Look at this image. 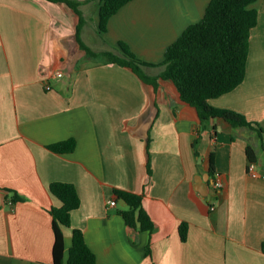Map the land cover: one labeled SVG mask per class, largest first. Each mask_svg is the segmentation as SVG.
Masks as SVG:
<instances>
[{
    "label": "crops",
    "instance_id": "0c3cea01",
    "mask_svg": "<svg viewBox=\"0 0 264 264\" xmlns=\"http://www.w3.org/2000/svg\"><path fill=\"white\" fill-rule=\"evenodd\" d=\"M75 1L81 40L95 52L123 41L158 63L209 0H129L102 33L96 0ZM251 6L245 77L209 104L264 126V0ZM79 18L63 2L0 0V264H53L54 181L80 197L61 225L64 261L79 228L97 264H264V132L215 117L201 125L171 79L154 85L89 56L76 41ZM70 137L72 151L47 147ZM247 146L259 177L247 173ZM4 188L24 199L10 203ZM115 188L142 196L151 233L125 224Z\"/></svg>",
    "mask_w": 264,
    "mask_h": 264
},
{
    "label": "trees",
    "instance_id": "16d2710c",
    "mask_svg": "<svg viewBox=\"0 0 264 264\" xmlns=\"http://www.w3.org/2000/svg\"><path fill=\"white\" fill-rule=\"evenodd\" d=\"M63 2L79 15L76 28V41L80 49L89 56L129 67L142 81L156 84L160 79H171L182 101L194 106L201 125L211 117L221 118L235 127L253 128L261 135L262 123L248 120L233 109L215 108L209 104L216 98L241 83L245 77V64L248 57V42L251 29L258 21L257 9L251 4L256 0H209L203 17L186 26L182 33L165 48L162 61L146 62L123 41L117 42L115 50L95 52L85 44L80 36L81 13L79 1L52 0ZM129 0H96L97 29L105 32L108 18ZM147 67H160L157 75L146 72ZM255 123V124H254ZM254 124V125H253ZM75 140L68 138L47 145L56 153L72 151ZM248 160L256 161L252 147L246 148ZM53 196L59 205L49 209L52 215L54 242L52 244L53 264H97L95 254L89 249L81 229L72 230V242L68 249L67 260H63V232L61 225H69L70 212L77 208L80 197L73 184L67 181L49 183ZM9 201L14 203L24 199L17 191L4 188ZM117 198L125 201L127 207L120 213L128 226L138 231L151 233L154 222L142 206V196L125 189H114ZM186 223L179 224L180 238H186ZM264 252V241L261 243ZM148 249V247H147ZM148 251V250H147Z\"/></svg>",
    "mask_w": 264,
    "mask_h": 264
},
{
    "label": "built area",
    "instance_id": "2783aa9c",
    "mask_svg": "<svg viewBox=\"0 0 264 264\" xmlns=\"http://www.w3.org/2000/svg\"><path fill=\"white\" fill-rule=\"evenodd\" d=\"M255 165H257L256 161H254V160L250 161L249 160L248 165H246L247 173L249 175H251V176L259 177V174L257 173V171L255 169ZM212 181H213V187L214 188H219L221 186V184H222L221 181L218 178H212ZM114 202H115V200L109 199L107 203L110 204V206H113ZM210 207L213 209V206H210Z\"/></svg>",
    "mask_w": 264,
    "mask_h": 264
}]
</instances>
